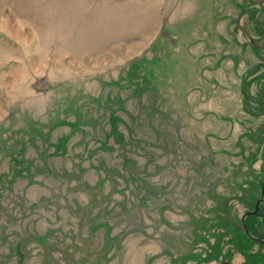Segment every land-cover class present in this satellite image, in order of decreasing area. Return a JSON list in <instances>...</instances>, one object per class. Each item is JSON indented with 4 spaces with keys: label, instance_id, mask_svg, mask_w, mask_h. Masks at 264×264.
<instances>
[{
    "label": "rangeland",
    "instance_id": "1",
    "mask_svg": "<svg viewBox=\"0 0 264 264\" xmlns=\"http://www.w3.org/2000/svg\"><path fill=\"white\" fill-rule=\"evenodd\" d=\"M263 178L264 0H0V264H264Z\"/></svg>",
    "mask_w": 264,
    "mask_h": 264
},
{
    "label": "flooded vegetation",
    "instance_id": "2",
    "mask_svg": "<svg viewBox=\"0 0 264 264\" xmlns=\"http://www.w3.org/2000/svg\"><path fill=\"white\" fill-rule=\"evenodd\" d=\"M263 181H264V178H263ZM263 181L261 184L260 196L255 201L254 207L252 209H250V210H254L257 207V211L254 214L252 213V214H248L247 216H245V227H243L244 231H245L244 232L245 237L248 240L250 238L253 241H256L258 244H259V242H262L261 245H264V240L261 241V239H264V233L257 236V233H255V230H257L256 223H252V222L250 223L247 220L249 219L248 217L251 215H254V217H256L257 219H261V220L264 218V211L261 212V210L263 208V207H261V205H264V184H263ZM250 210H247V211H250ZM263 250H264V247H263Z\"/></svg>",
    "mask_w": 264,
    "mask_h": 264
},
{
    "label": "water",
    "instance_id": "3",
    "mask_svg": "<svg viewBox=\"0 0 264 264\" xmlns=\"http://www.w3.org/2000/svg\"><path fill=\"white\" fill-rule=\"evenodd\" d=\"M263 184H264V181H263ZM257 211V207L254 209V210H250V211H247L246 213H243V215L241 216V220H242V224L243 226L245 227V216H247L248 214H254L256 213ZM264 239H261V241H263Z\"/></svg>",
    "mask_w": 264,
    "mask_h": 264
},
{
    "label": "trees",
    "instance_id": "4",
    "mask_svg": "<svg viewBox=\"0 0 264 264\" xmlns=\"http://www.w3.org/2000/svg\"><path fill=\"white\" fill-rule=\"evenodd\" d=\"M250 217H254V215H251ZM247 221H248V220H247ZM243 227H244V226H243ZM243 230H244V228H243ZM244 232H245V231H244ZM249 240L252 241V239H250V238H249ZM259 244L261 245L262 242H259ZM263 247H264V245H263ZM263 254H264V253H263Z\"/></svg>",
    "mask_w": 264,
    "mask_h": 264
}]
</instances>
